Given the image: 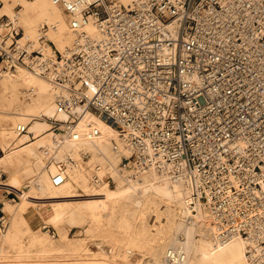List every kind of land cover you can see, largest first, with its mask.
Returning <instances> with one entry per match:
<instances>
[{"label": "built area", "instance_id": "built-area-1", "mask_svg": "<svg viewBox=\"0 0 264 264\" xmlns=\"http://www.w3.org/2000/svg\"><path fill=\"white\" fill-rule=\"evenodd\" d=\"M50 1L73 34L62 50L48 24L23 38L16 14L0 15V72L23 68L52 92V112L17 122L15 134L33 139L39 119L57 142L92 140L100 128L91 118L109 124L130 150L120 172L185 183V219L202 208L216 241L239 237L247 264H264V0ZM98 167L91 180L109 182ZM185 256L177 234L163 260Z\"/></svg>", "mask_w": 264, "mask_h": 264}, {"label": "bare ground", "instance_id": "bare-ground-1", "mask_svg": "<svg viewBox=\"0 0 264 264\" xmlns=\"http://www.w3.org/2000/svg\"><path fill=\"white\" fill-rule=\"evenodd\" d=\"M7 1L3 7L9 8ZM16 2L20 3V0ZM18 12L24 26L23 38L36 37L39 27L46 23V35L57 49L62 50L71 43L73 34L69 29L66 30L64 13L50 0H25L17 12L10 14H16L17 21ZM4 74L0 80V116H9L16 124L26 122L31 116L52 112V92L45 79L23 69H18L17 74ZM29 86L35 93L28 100L19 101L21 88ZM91 119L100 128L98 136L92 140L81 137L76 141L63 137L59 142L42 125L47 124L45 121L33 119L28 128L37 136L36 139L26 142L20 138L15 141V148L0 158V163L17 164L22 171L31 169L29 163L32 162L36 169L35 178L31 179L34 182L32 190L36 191L34 196L36 199L42 198L45 205L48 204L46 217L40 215L42 220L59 222L66 218L72 224L85 223L99 238L112 244L113 250L109 255L98 253L103 255L100 257L103 260L108 256L118 257L128 264L123 257L136 251L147 258L141 264H166L163 260L165 249L174 242L177 234H181L186 252L182 264H247L243 241L239 237L223 243L216 241L202 208L197 210L193 220L185 219L188 185L155 171H146L135 177L129 172H120L117 164L123 155L129 153V147L112 126L97 118ZM14 134V131L0 125V140ZM82 153L90 156L87 162L81 159ZM66 158L74 159V163L68 162ZM60 160L66 162L65 178L61 183L53 184L51 178L60 169L57 164ZM97 165L99 173H108L111 183L90 180ZM14 185L15 179L9 177L2 188L10 191L15 188ZM23 202L16 207L23 208ZM84 207L88 212H82ZM2 210L11 217L8 230L0 236L7 243V239H15L17 235V212L8 200H5ZM150 213L156 224L149 225L145 221ZM161 213L164 214L162 220ZM17 249L18 256L26 255L21 246ZM41 250L37 253L41 259H49L54 255L49 247L43 246Z\"/></svg>", "mask_w": 264, "mask_h": 264}, {"label": "rangeland", "instance_id": "rangeland-1", "mask_svg": "<svg viewBox=\"0 0 264 264\" xmlns=\"http://www.w3.org/2000/svg\"><path fill=\"white\" fill-rule=\"evenodd\" d=\"M5 1L6 0H0V14L4 13L10 15L13 12H16L17 9H20L23 5V2H25V0H20L21 7L19 8L18 6H16V0H8L7 3L9 5V8H6L3 7ZM63 18L65 21L66 30H68L67 21L64 14H63ZM18 23L21 26V28L24 29V26L22 25V22L19 18V12H18ZM24 38L34 39L35 37H24ZM19 69H23V68H19ZM17 73L18 70L15 72V74ZM3 75L6 74H4V72H1L2 77L0 76V80L4 78ZM22 89L23 87L21 88V90ZM19 95H20L19 101L28 100V98L23 97L22 94ZM21 96L24 98V100ZM47 110H50V108H48ZM15 122L16 121L15 120L13 121L9 116H2V115L0 116V125L2 127H6L8 130L14 131L13 126ZM31 125L32 122L30 121L29 127ZM42 125L44 127L48 126L47 124H42ZM36 137L37 136H35L34 138L36 139ZM20 138L21 140L23 138L27 142V136L22 137L21 135L17 136L16 134L4 138L3 141L0 140V155L3 153H7L13 148H15L14 143ZM34 138L32 140H34ZM89 158L90 156L84 158L81 157V159L85 162H87ZM29 165L31 169L26 171L19 170L18 165L14 163L8 164L6 167L0 166V169L4 171L7 169L10 170L8 172V175L5 173V178L0 181V186H3L7 182L9 177H13L15 179V185H14L15 188L13 189L15 193L10 192V194L8 195L9 199L6 200H8L11 207L14 208V210L17 212V216H16L17 222L15 225V229L17 231L16 238L7 239V243H5L3 240L0 239V264H24V263L25 264H119V263L124 264V262L121 261V258L118 257L113 258L111 256H108L106 260L100 258L103 257V255H98L99 252L101 253L104 252L107 255H109L112 252L113 250L112 244H110L103 238H99L96 235V233L88 229L85 223L72 224L70 222H67L66 218H65L66 220L63 219L59 222H50V221L47 222L40 218L41 214L42 217H46L45 215L47 212L45 211V209L48 208V204L45 205L44 204L45 201L42 198L36 199V197L34 196V193H36V191L32 190L33 189L32 184L34 182H32L31 179L35 178L34 172L36 171V169L32 164V162H30ZM104 174L108 175L107 172H104ZM104 181L106 182L107 180L104 179ZM108 183H111V180ZM78 191L81 190L78 188ZM83 196L87 198L86 195ZM22 201H24L23 202L24 206L23 208L18 209V207L16 206L22 203ZM81 210L83 213L88 212V209L86 207H84ZM0 215L3 216L2 220L3 222H5V229L2 232H0V236H1L2 234L6 233V231L8 230L9 225L11 223V217H9V215L4 211L0 213ZM160 215H161L160 219L162 220L164 218V214L162 215L161 213ZM154 220H155L154 216L151 215V213L147 215V217L145 218V221L149 225H151L152 223L156 224ZM8 243L9 245H7ZM19 246L23 248L22 251L26 253V255L23 256L17 255L18 253L17 248ZM43 246L49 247L54 251V255L50 256L51 258L44 260L37 256V253L42 251L41 247ZM72 251H76V252L70 255ZM93 251L94 253H92ZM133 252L135 253L133 254ZM133 252L130 254V256L128 255L123 257V260H125L128 264L145 263L144 259L146 257L144 258L140 253H137L136 251Z\"/></svg>", "mask_w": 264, "mask_h": 264}, {"label": "crops", "instance_id": "crops-1", "mask_svg": "<svg viewBox=\"0 0 264 264\" xmlns=\"http://www.w3.org/2000/svg\"><path fill=\"white\" fill-rule=\"evenodd\" d=\"M4 154V153H3ZM3 154L0 155V158L3 156ZM0 166L1 167H6L7 165H4L3 163H0ZM2 170V169H1ZM4 172V174L6 173L8 175V172L10 171L9 169L7 170H2ZM10 192H14V190H10V191H7L5 189L2 188V186H0V213L3 212L2 208H3V205L5 204V200L6 199H9L8 198V195L10 194Z\"/></svg>", "mask_w": 264, "mask_h": 264}]
</instances>
